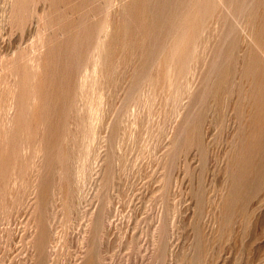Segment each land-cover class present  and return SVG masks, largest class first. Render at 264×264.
<instances>
[{
  "label": "rangeland",
  "instance_id": "obj_1",
  "mask_svg": "<svg viewBox=\"0 0 264 264\" xmlns=\"http://www.w3.org/2000/svg\"><path fill=\"white\" fill-rule=\"evenodd\" d=\"M0 264H264V0H0Z\"/></svg>",
  "mask_w": 264,
  "mask_h": 264
}]
</instances>
